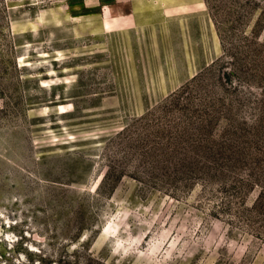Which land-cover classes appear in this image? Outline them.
Here are the masks:
<instances>
[{
    "label": "rangeland",
    "instance_id": "obj_1",
    "mask_svg": "<svg viewBox=\"0 0 264 264\" xmlns=\"http://www.w3.org/2000/svg\"><path fill=\"white\" fill-rule=\"evenodd\" d=\"M83 1L0 0V264H264V0Z\"/></svg>",
    "mask_w": 264,
    "mask_h": 264
},
{
    "label": "crops",
    "instance_id": "obj_2",
    "mask_svg": "<svg viewBox=\"0 0 264 264\" xmlns=\"http://www.w3.org/2000/svg\"><path fill=\"white\" fill-rule=\"evenodd\" d=\"M202 0H116L109 6L110 10L115 12L109 23L113 28H120L125 25H142L144 18L154 11H163L166 16L182 15L188 12L200 11L203 9ZM98 3V2H97ZM95 0H84L83 5L86 8L97 7ZM67 4V3H66ZM99 6V5H98ZM62 15L67 17H74L75 13H71L68 4H58L52 9H60ZM64 10L66 12L64 13ZM70 12V13H69Z\"/></svg>",
    "mask_w": 264,
    "mask_h": 264
}]
</instances>
